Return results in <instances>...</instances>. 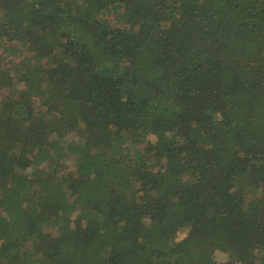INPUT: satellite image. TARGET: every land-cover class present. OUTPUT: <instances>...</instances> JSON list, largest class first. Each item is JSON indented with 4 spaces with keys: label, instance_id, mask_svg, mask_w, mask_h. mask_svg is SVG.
I'll list each match as a JSON object with an SVG mask.
<instances>
[{
    "label": "trees",
    "instance_id": "16d2710c",
    "mask_svg": "<svg viewBox=\"0 0 264 264\" xmlns=\"http://www.w3.org/2000/svg\"><path fill=\"white\" fill-rule=\"evenodd\" d=\"M258 56L264 0H0V264H264Z\"/></svg>",
    "mask_w": 264,
    "mask_h": 264
},
{
    "label": "rangeland",
    "instance_id": "374dc122",
    "mask_svg": "<svg viewBox=\"0 0 264 264\" xmlns=\"http://www.w3.org/2000/svg\"><path fill=\"white\" fill-rule=\"evenodd\" d=\"M255 56V55H253ZM264 56H258V58L255 61H258V63L261 65L264 61L262 60Z\"/></svg>",
    "mask_w": 264,
    "mask_h": 264
}]
</instances>
